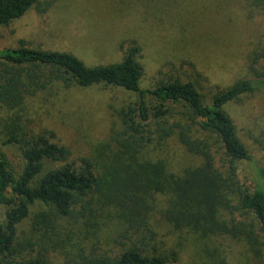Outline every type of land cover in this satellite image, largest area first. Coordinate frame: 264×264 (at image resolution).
<instances>
[{
    "label": "trees",
    "instance_id": "trees-1",
    "mask_svg": "<svg viewBox=\"0 0 264 264\" xmlns=\"http://www.w3.org/2000/svg\"><path fill=\"white\" fill-rule=\"evenodd\" d=\"M37 1L0 0V28L21 18ZM249 1L264 7V0ZM141 53L139 43L132 41L118 62L89 65L74 53L33 48L24 39L18 47L0 46V138L4 134L3 144L17 146L22 158L15 169L0 150V264H54L49 252L59 244L54 237L62 235L50 224L81 220L105 208L116 209L122 221L115 247L62 264H177L183 244L169 237L200 230L205 238L229 231L254 248L264 247V165L257 167L254 186L242 181L241 164L252 162L253 156L225 109L241 95L264 87V65H252L254 75L206 98L195 81L180 77L143 88ZM56 83L65 88L113 86L136 93L134 101L117 110L120 122L113 139L120 148L119 160L108 174L101 173L90 157L72 160L71 148L55 140L53 130L35 133L15 119L4 123V109H17L26 97ZM174 134L204 158L203 164L180 176L169 174L161 161L142 158L148 143ZM220 151L225 173L216 165ZM46 160L61 164L42 174ZM161 195L169 196L170 205L156 219V199ZM36 203L49 211L37 214L36 223L46 228L50 245L20 240L18 226ZM229 210L252 213L256 222L227 226L217 218L219 211ZM162 226L169 230L162 234Z\"/></svg>",
    "mask_w": 264,
    "mask_h": 264
},
{
    "label": "rangeland",
    "instance_id": "rangeland-1",
    "mask_svg": "<svg viewBox=\"0 0 264 264\" xmlns=\"http://www.w3.org/2000/svg\"><path fill=\"white\" fill-rule=\"evenodd\" d=\"M21 39L33 48L74 53L89 65L118 62L132 41H137L145 67L143 88L171 76L180 77L195 81L209 98L254 75L252 65L263 67L264 7L249 0H38L21 18L0 28V46L18 47ZM136 97L134 92L113 86L65 88L56 83L2 114L5 124L15 119L28 131H55V140L71 148L72 160L90 157L101 173L108 174L119 160L120 148L113 139L120 122L117 110ZM225 109L253 156L252 162L241 164L240 177L254 186L257 167L264 165V87L241 95ZM4 139L2 134L0 150L12 167L19 169V148L4 145ZM215 157L216 165L225 173L223 153ZM142 158L165 163L167 172L174 176L204 163V158L190 152L177 134L148 143ZM60 164L46 160L42 174ZM261 184L264 186V179ZM156 204L153 217L160 219L170 205L169 196L161 195ZM30 210L18 226L20 240L50 245L53 242L44 233L46 228L36 223L37 214L49 211L39 203ZM3 211L5 219L6 208ZM217 219L227 226L256 222L252 213L239 210L219 211ZM57 221L61 225H50L60 228L63 239L54 237L59 239L57 248L49 252L54 264L114 248L122 230L116 209H96L81 220ZM168 230L162 226L161 233ZM204 233L200 230L169 237L171 242L183 244L177 264H264V247L254 248L229 231L207 238Z\"/></svg>",
    "mask_w": 264,
    "mask_h": 264
}]
</instances>
